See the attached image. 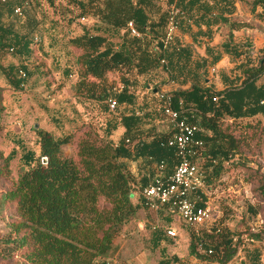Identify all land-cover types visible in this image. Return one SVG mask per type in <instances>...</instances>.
<instances>
[{"label": "trees", "instance_id": "16d2710c", "mask_svg": "<svg viewBox=\"0 0 264 264\" xmlns=\"http://www.w3.org/2000/svg\"><path fill=\"white\" fill-rule=\"evenodd\" d=\"M65 1L78 10L67 18L69 23L86 15L98 18L91 26H84L80 35L68 37V44L80 50L74 57L78 75L74 97L95 102L100 110L111 115L101 133L90 126L83 130L70 156L62 154V146L72 142L73 133L55 136L49 130L33 126L38 149H23L19 157L21 172L15 181L10 177L15 150L6 155L0 151V182H11L0 192V209H7L12 215L6 222L7 233L0 238V264L15 255L27 264H93L95 261L106 264L115 250L114 240L121 227L135 216L140 206L146 208L141 190L156 174L154 167L153 176H142L137 181L123 160L146 158L150 163L149 157L157 162L163 160L164 175L172 172L177 161L175 149L166 144L171 132H159L156 128V122L165 116L157 83L163 81L165 74L168 80L174 78L168 51L182 52V47L174 43L164 53L166 65L159 61L160 38L165 31L168 10H162L155 0ZM198 1L166 0V4H174L185 13L182 23ZM246 1L253 8L261 7L258 16L264 21V0ZM17 5L22 8L20 16L13 12ZM37 8V0L0 2V62L7 52L19 57L30 55L31 45L42 41L45 27ZM128 21L140 36L130 33L126 26ZM231 30L232 25L229 39ZM112 37H119V41L115 43ZM35 38H39L38 41ZM239 69V82L223 90L192 84L187 89L168 91L175 106L181 100L190 123L212 132L206 135L200 128L196 134L203 140V146L191 155L193 162L202 155L210 156L208 162H214L220 154L224 158L235 156L237 140L218 128L217 119L256 115L264 118V81L261 80L264 48L258 56L241 63ZM20 70L25 71V77L19 75ZM0 71L13 87L20 86L29 76L26 63L21 62L6 67L0 64ZM64 71L68 74L70 69ZM114 71L121 74L119 90L107 81L106 75ZM111 98L116 109L108 107ZM119 128H123V132L115 141L112 134ZM43 157L45 162H42ZM215 165L213 167L217 168ZM259 191L264 196V181L260 182ZM197 192L199 190L194 193ZM193 197L192 193L190 198ZM197 203L203 204L198 200ZM164 212L175 216L167 205L161 206L157 215ZM164 219L170 223L169 217ZM216 234L204 233L200 237L191 234L188 254L227 264L238 245L227 233ZM250 237L261 239L262 235L251 233ZM166 238L172 236L166 231L162 233L160 228L152 231V247L158 248L160 254L155 264L171 262L166 257L165 247H159ZM208 249L211 253H207ZM247 252L251 264H259V252L256 249Z\"/></svg>", "mask_w": 264, "mask_h": 264}, {"label": "rangeland", "instance_id": "374dc122", "mask_svg": "<svg viewBox=\"0 0 264 264\" xmlns=\"http://www.w3.org/2000/svg\"><path fill=\"white\" fill-rule=\"evenodd\" d=\"M37 2L38 16L43 19L45 27L42 41L31 45L33 51L30 55L19 57L7 52L0 62L3 67L26 63L29 69V76L18 87H13L0 71V151L6 155L15 150V157L10 162L11 181H15L21 172L19 157L23 149H38L33 126L49 130L55 136L73 133L72 142L62 146V154L70 156L75 151L77 136L88 126L101 133L111 115L100 110L95 102L74 97V85L78 79L74 57L80 50L68 44V37L80 35L84 26L89 27L97 21V16L86 15L69 23L67 18L78 12L72 4L65 0ZM155 3L166 11L170 5L166 4V0H155ZM38 39L35 38V41ZM112 39L115 43L119 41V37ZM65 69H70V72L66 74ZM120 75L119 71L106 75L108 83L117 90L121 88ZM261 80L264 81V77ZM109 104V109H116L110 108ZM216 123L223 133L236 138L238 149L235 156L224 158L220 154L214 162H208V155L195 160L205 177L204 186L199 191L204 196V205L209 208V219L202 225L189 227L176 215L165 212L157 215L140 206L135 216L121 227L114 240L115 250L107 260L115 259L116 264H155L159 259V250L152 247V231L160 228L165 233L167 228H171L175 230L172 238L177 241L176 245H186L191 234L200 237L204 233H227L238 245L233 261L239 264L243 257L244 264H251L247 251L256 249L259 252L258 263L264 264V196L259 191V184L264 181V118L261 115L239 119L225 116L217 119ZM160 124L167 128L169 122L164 120ZM199 127L204 134L212 135L210 129ZM120 136L117 130L112 134L115 141ZM123 161L130 171L139 172L134 174L136 180L143 170L145 176L151 173L152 164L148 161ZM214 163L217 168L213 167ZM10 185L9 181L0 182V192ZM196 195L193 193L194 197ZM133 201L137 202L136 199ZM11 216L7 209H0V238L7 233L6 222ZM165 217L170 218V223L165 221ZM251 233H261L262 238L252 239ZM183 235L186 240H183ZM3 262L27 264L18 255ZM93 264H98V261Z\"/></svg>", "mask_w": 264, "mask_h": 264}, {"label": "crops", "instance_id": "0c3cea01", "mask_svg": "<svg viewBox=\"0 0 264 264\" xmlns=\"http://www.w3.org/2000/svg\"><path fill=\"white\" fill-rule=\"evenodd\" d=\"M260 11L261 7L253 8L246 0H199L194 3L175 39V43L182 47V52L177 54L168 51L167 59L174 78L168 80L165 74L163 81L157 83L158 91L187 89L192 84L223 90L234 82L238 83L241 63L258 56L264 48V21L258 16ZM230 25L231 39L228 37ZM225 44L228 45L224 47ZM164 120L168 121L165 116L163 120L157 121L156 128L159 132L167 133L170 124L165 128L160 124ZM122 132L123 128L117 130L118 135ZM140 159L147 161L146 158ZM130 172L133 175L139 173ZM150 172L147 174L149 177L155 173L153 164ZM142 176H145L144 170L137 180ZM195 194L201 195L198 201L203 203L202 193L199 191ZM182 237L186 240L184 235ZM176 242L174 238H166L159 246L165 247L166 257L170 261H176L177 264H218L188 254V243L176 245ZM227 264L238 263L230 260ZM239 264H244L243 257Z\"/></svg>", "mask_w": 264, "mask_h": 264}, {"label": "built area", "instance_id": "2783aa9c", "mask_svg": "<svg viewBox=\"0 0 264 264\" xmlns=\"http://www.w3.org/2000/svg\"><path fill=\"white\" fill-rule=\"evenodd\" d=\"M5 1L0 0V2ZM13 12L20 16L21 6H14ZM182 19H185V13L176 5L170 4L165 31L160 38L159 51L162 55L159 61L162 65H166L164 53L175 43ZM126 26L132 35L140 36L131 21H128ZM19 75L25 77L26 73L20 70ZM158 97L164 101L163 114L171 126V135L166 144L175 149L177 161L172 172L164 175L165 162L163 160L157 162L152 157L148 158L154 165L156 174L141 190L143 204L149 211L156 213L161 206L167 205L186 226L196 227L204 224L210 217L208 206L197 203L200 196L196 195V199L195 197L190 198L192 193L203 188L205 182L199 167L190 158L195 150L203 146V140L196 137L201 129L187 120L181 100H178L175 106L172 95L167 91H159ZM109 103L110 108L115 107L114 99H110ZM166 233L175 236L174 229L167 228ZM207 253H211V250L208 249ZM106 264H116V260L111 258ZM170 264H177V262L171 261Z\"/></svg>", "mask_w": 264, "mask_h": 264}, {"label": "water", "instance_id": "95a60500", "mask_svg": "<svg viewBox=\"0 0 264 264\" xmlns=\"http://www.w3.org/2000/svg\"><path fill=\"white\" fill-rule=\"evenodd\" d=\"M36 126H37V125H35V127H36ZM45 160H46V159L43 157V158H42V162H45Z\"/></svg>", "mask_w": 264, "mask_h": 264}]
</instances>
